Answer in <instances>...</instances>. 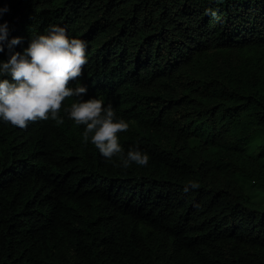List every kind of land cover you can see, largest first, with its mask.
<instances>
[{"label": "trees", "instance_id": "1", "mask_svg": "<svg viewBox=\"0 0 264 264\" xmlns=\"http://www.w3.org/2000/svg\"><path fill=\"white\" fill-rule=\"evenodd\" d=\"M5 6L15 51L50 24L87 41L85 99L111 104L125 153L149 162L85 145L63 112L75 97L63 124L0 123V264H264V0Z\"/></svg>", "mask_w": 264, "mask_h": 264}, {"label": "clouds", "instance_id": "2", "mask_svg": "<svg viewBox=\"0 0 264 264\" xmlns=\"http://www.w3.org/2000/svg\"><path fill=\"white\" fill-rule=\"evenodd\" d=\"M9 8H0V17ZM215 15L210 9L207 10ZM46 34L32 36L22 52L15 46L22 39H8V23L0 24V53L7 48L6 60H0V123L25 128L32 121L64 123L60 115L66 98H77L63 107L67 119L84 126L82 142H89L107 161L118 158L119 167L127 169L133 164L147 166L149 155L138 146L126 153L120 143L119 133L127 132L130 125L118 118L111 104L87 96L86 86L78 83L82 68L88 63L87 41L68 35L66 29L50 24ZM70 82H77L70 86ZM195 186V185H193Z\"/></svg>", "mask_w": 264, "mask_h": 264}, {"label": "rangeland", "instance_id": "3", "mask_svg": "<svg viewBox=\"0 0 264 264\" xmlns=\"http://www.w3.org/2000/svg\"><path fill=\"white\" fill-rule=\"evenodd\" d=\"M249 194L254 200L257 201L261 200L263 195L262 192L259 191L258 189H252V188L249 190Z\"/></svg>", "mask_w": 264, "mask_h": 264}]
</instances>
